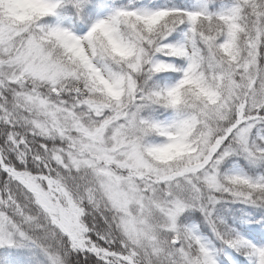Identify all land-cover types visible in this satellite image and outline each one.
I'll list each match as a JSON object with an SVG mask.
<instances>
[{"label":"snow or ice","instance_id":"6c2138e0","mask_svg":"<svg viewBox=\"0 0 264 264\" xmlns=\"http://www.w3.org/2000/svg\"><path fill=\"white\" fill-rule=\"evenodd\" d=\"M0 0V264H264V0Z\"/></svg>","mask_w":264,"mask_h":264},{"label":"clouds","instance_id":"9594fccd","mask_svg":"<svg viewBox=\"0 0 264 264\" xmlns=\"http://www.w3.org/2000/svg\"><path fill=\"white\" fill-rule=\"evenodd\" d=\"M12 8L17 13H24L27 10L24 0H17V2L12 5Z\"/></svg>","mask_w":264,"mask_h":264}]
</instances>
